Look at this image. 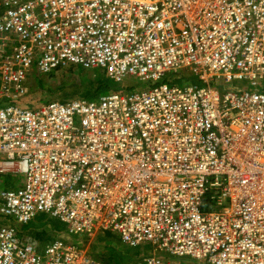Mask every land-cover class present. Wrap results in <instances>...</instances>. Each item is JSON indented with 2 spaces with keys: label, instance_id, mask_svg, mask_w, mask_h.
Instances as JSON below:
<instances>
[{
  "label": "built area",
  "instance_id": "2783aa9c",
  "mask_svg": "<svg viewBox=\"0 0 264 264\" xmlns=\"http://www.w3.org/2000/svg\"><path fill=\"white\" fill-rule=\"evenodd\" d=\"M70 66L154 87L15 103L33 70ZM179 71L202 85L164 82ZM7 174L23 179L0 189L1 217L48 214L75 240L39 250L1 226L0 264H103L99 233L153 247L138 264H264V0H0Z\"/></svg>",
  "mask_w": 264,
  "mask_h": 264
},
{
  "label": "rangeland",
  "instance_id": "374dc122",
  "mask_svg": "<svg viewBox=\"0 0 264 264\" xmlns=\"http://www.w3.org/2000/svg\"><path fill=\"white\" fill-rule=\"evenodd\" d=\"M70 68H72V70L61 69L59 71H55L51 75H43V86L38 85L35 76L33 75L40 74H38L37 71L33 72L27 80V89H25L23 97L19 99H22V101H20L19 103L20 106L33 109L46 102L53 101V97H55V95H58L59 91L61 89H64V87H73L74 89L73 91L69 90L64 93V101H69L74 98H84L89 101H93L97 100L102 95L110 94L113 92L128 94L129 92L137 89H149L151 87H154L151 82L144 83L136 80L135 78H127L123 81L122 84L111 81L110 86L112 87L105 89L102 88V85H93V81L101 79V77H106L105 73H103L102 70L83 69L81 67L80 68L82 70H78V68L74 66ZM182 74L183 73L181 71L172 72L165 77V82L169 85L173 83L178 84V86H180L181 88L189 86V83H187L188 81L185 80L186 82H184L181 80ZM190 76L193 77L191 78V80H193L194 83L198 81L196 85H202L197 77L193 75ZM212 86L218 89L221 88L225 90L228 86L230 87L229 90L233 92H242L248 91L250 89H255V87L246 80L233 81L230 85H226L223 80H216L212 83ZM54 101L62 102V100L59 99ZM15 176L21 178L17 175ZM110 243L114 246V248H111V245H109L108 250L113 254V260L115 261V264H138L144 257L155 253L154 248L148 244H143L138 247H130L121 243L119 240H112ZM121 261L124 262L120 263ZM176 261L178 263L183 262L185 264H199L197 262H192L190 259H177Z\"/></svg>",
  "mask_w": 264,
  "mask_h": 264
},
{
  "label": "crops",
  "instance_id": "0c3cea01",
  "mask_svg": "<svg viewBox=\"0 0 264 264\" xmlns=\"http://www.w3.org/2000/svg\"><path fill=\"white\" fill-rule=\"evenodd\" d=\"M33 72L36 71L33 70L32 73ZM20 101H22V99L17 100L15 103L20 105ZM21 180V178L13 174L0 175V189H17L22 185ZM10 225L17 227L19 236L23 241L34 244L39 250H43L51 241L63 237L66 234V226L48 214L38 215L27 225H20L10 218L0 216V227ZM112 240L119 239L110 233H99L86 244V248L92 256L102 261L103 264H115L113 254L108 250L109 245H111V248H114L110 243Z\"/></svg>",
  "mask_w": 264,
  "mask_h": 264
},
{
  "label": "trees",
  "instance_id": "16d2710c",
  "mask_svg": "<svg viewBox=\"0 0 264 264\" xmlns=\"http://www.w3.org/2000/svg\"><path fill=\"white\" fill-rule=\"evenodd\" d=\"M70 67H72V66H70ZM70 67H66L64 69L72 70V68H70ZM77 68H78V70H82L80 67H77ZM59 70H61V69H58L56 71H59ZM54 72H52L50 74H47V75H51ZM33 75L35 76V79H36L38 85L39 86H43V78L42 77H44V76L41 75V74L40 75L33 74ZM181 78H182L181 80L184 81V82L188 81L187 83H189V85H191V84H197V82H198V81H196L194 83V81L191 80V78H193V77H191L190 75L185 74V73L182 74ZM111 81L112 80H110L109 78H107V76L106 77H101V79H97V80L93 81V83H94L93 85H97V86H99V85L101 86L102 85V88H105V89L107 88L108 89V88L112 87V86H110L111 85L110 84ZM164 82H165V79H164ZM103 84H104V87H103ZM170 85H178V84L173 83V84H170ZM229 88L230 87L227 86V89H229ZM69 90L70 91H73L74 89H73V87H71V88H69V87L65 88L64 87V89H61L59 91V94L58 95H55V97H53V101L59 99V100H62V102H66V101H64V93L67 92V91H69ZM207 209H209V201H208V199H205L204 210H207ZM59 239H62L65 242H68V243H71V242H73L75 240L74 238L68 236L67 234H65V236H63V237H60ZM79 239L82 241L83 240V237H80ZM123 262L124 261H121L120 263H123Z\"/></svg>",
  "mask_w": 264,
  "mask_h": 264
}]
</instances>
